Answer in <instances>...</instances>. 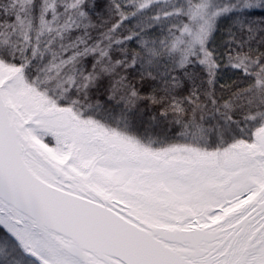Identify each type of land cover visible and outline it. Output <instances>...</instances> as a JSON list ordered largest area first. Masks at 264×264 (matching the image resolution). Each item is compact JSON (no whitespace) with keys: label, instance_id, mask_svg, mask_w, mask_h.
<instances>
[{"label":"snow or ice","instance_id":"6c2138e0","mask_svg":"<svg viewBox=\"0 0 264 264\" xmlns=\"http://www.w3.org/2000/svg\"><path fill=\"white\" fill-rule=\"evenodd\" d=\"M0 264H264V0H0Z\"/></svg>","mask_w":264,"mask_h":264},{"label":"trees","instance_id":"16d2710c","mask_svg":"<svg viewBox=\"0 0 264 264\" xmlns=\"http://www.w3.org/2000/svg\"><path fill=\"white\" fill-rule=\"evenodd\" d=\"M224 30L225 29L222 28L221 34L218 35V37H217V42L218 43H222L223 40L227 39V37H224L222 35ZM220 75L222 77V79L220 80L221 84L231 83L232 82V80L230 79V77H232L231 72L221 73ZM232 79H234V77ZM148 119H149V116L145 115L144 116V120H145L146 123L144 125V128L148 129L150 135H153V136H164V135H171L173 133V131L179 132V129L178 128L174 129L173 125H171L170 123L168 124L167 128H165L164 127V122L160 121V120L154 121L151 125H149L147 123ZM169 119H171V118H169ZM143 130L144 129H141V131H143Z\"/></svg>","mask_w":264,"mask_h":264}]
</instances>
